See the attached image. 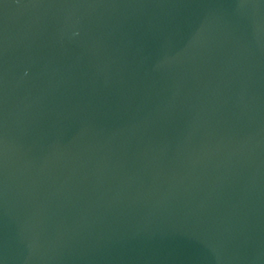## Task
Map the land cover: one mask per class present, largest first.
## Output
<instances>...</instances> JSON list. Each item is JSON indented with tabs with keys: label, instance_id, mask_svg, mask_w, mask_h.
I'll use <instances>...</instances> for the list:
<instances>
[{
	"label": "water",
	"instance_id": "95a60500",
	"mask_svg": "<svg viewBox=\"0 0 264 264\" xmlns=\"http://www.w3.org/2000/svg\"><path fill=\"white\" fill-rule=\"evenodd\" d=\"M0 264H264V0H0Z\"/></svg>",
	"mask_w": 264,
	"mask_h": 264
}]
</instances>
